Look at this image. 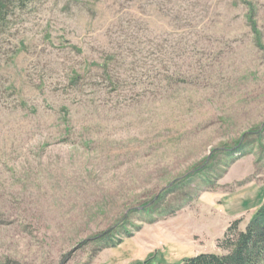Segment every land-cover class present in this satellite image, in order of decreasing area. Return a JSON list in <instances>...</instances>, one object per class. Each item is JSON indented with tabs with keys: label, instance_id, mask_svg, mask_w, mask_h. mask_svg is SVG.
<instances>
[{
	"label": "rangeland",
	"instance_id": "374dc122",
	"mask_svg": "<svg viewBox=\"0 0 264 264\" xmlns=\"http://www.w3.org/2000/svg\"><path fill=\"white\" fill-rule=\"evenodd\" d=\"M263 207L264 0L4 5L0 264L226 256Z\"/></svg>",
	"mask_w": 264,
	"mask_h": 264
},
{
	"label": "trees",
	"instance_id": "16d2710c",
	"mask_svg": "<svg viewBox=\"0 0 264 264\" xmlns=\"http://www.w3.org/2000/svg\"><path fill=\"white\" fill-rule=\"evenodd\" d=\"M8 0H0V12ZM235 222L230 232L233 239H227L225 249L228 255L201 254L183 261L182 264H260L264 260V207L260 210L246 232H238Z\"/></svg>",
	"mask_w": 264,
	"mask_h": 264
}]
</instances>
